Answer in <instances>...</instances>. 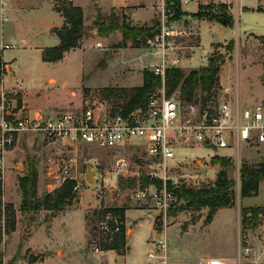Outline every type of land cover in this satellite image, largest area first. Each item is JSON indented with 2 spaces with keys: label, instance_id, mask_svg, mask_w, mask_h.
Masks as SVG:
<instances>
[{
  "label": "rangeland",
  "instance_id": "1",
  "mask_svg": "<svg viewBox=\"0 0 264 264\" xmlns=\"http://www.w3.org/2000/svg\"><path fill=\"white\" fill-rule=\"evenodd\" d=\"M114 1L81 2L86 14L81 8L84 34L80 46L72 51L75 53L70 51L71 55L56 66L43 62L36 55L34 45L44 41L43 29L60 18L57 8L66 1L54 0L52 5V0H14L11 1V6L7 4L6 8L12 9L7 21L0 20V41L1 35H4V41L14 46H0V59L3 62L0 66V97L5 93L7 101L20 109L27 96L29 104L27 101L24 103V110L31 112L32 108L37 109L34 112H44L45 108H50L51 116L81 110L93 105L95 101H103L110 106L120 104L113 97H108L107 100L103 98L104 90L140 87L143 83V71L146 66L151 67L152 60L143 47L132 48L131 45L129 52L113 55V51L119 49L122 34L115 32L111 39H104L105 35L99 34L96 20L100 17L109 22V16L114 15L120 18V22L151 27L161 25L162 13L157 9L154 17L142 22L133 18L129 9H112L106 13H100L99 10L97 13L96 7L95 10L88 9V4L98 2L104 11ZM215 1L217 0H201L196 13L182 11L184 15L177 21L180 27L182 25L187 31L199 34L183 40V45L188 46L187 56L192 57L183 70L188 72L207 66L209 60L221 56V67L224 65L221 82L226 91L232 88L233 100L238 98L243 107L264 104V100L261 101L264 98V0L242 1L241 6L247 9L239 11L237 21L229 11L228 16L233 23L230 27L217 22L208 23L211 21L205 17L210 15L207 9L219 4L220 11L221 6H224ZM68 3L78 7L74 1ZM230 6L233 8L234 4L231 2ZM168 8L174 14L169 3ZM184 9L194 12L196 5L191 4ZM201 21L207 22H203L199 30L198 24ZM64 24L65 20L62 26L54 24L52 32L56 34ZM230 41L235 44L232 48ZM190 46L201 47L192 50ZM48 48H43L42 54ZM3 50V57L11 67L4 64ZM51 80L56 83L52 84ZM219 91L229 98L222 88L217 91L216 96ZM197 100L192 104L199 105L200 101ZM222 100L223 98L216 97L214 101ZM192 104L183 102L186 112H189ZM220 153L234 156L233 149ZM183 154L179 174L198 175L200 180L199 184L190 185L189 188H209L216 183L219 172L223 169L214 159L225 157L201 148L183 151ZM142 156L135 149L82 147L77 157V167L72 170L73 177L77 178L76 182H72L81 183L79 192H74L77 197L60 211L48 210L43 204L38 208L26 207L23 204L24 193L20 180L26 176L30 167L34 165L37 170L35 198L51 203L69 182L60 186L57 181L61 166L71 157V151L63 143L45 144L34 135H23L15 149L6 155L4 178L0 180L2 264H28L27 259L31 253L43 254L34 264H148L147 254L151 245H146V240L149 239L148 242L151 243L161 230H165L168 237L170 264H207L213 258L225 259L227 264H249L252 259L257 260L258 264H264V215L260 217L261 225L257 229L246 230L242 224L244 218L252 216L249 212L244 215V208L264 209V181L260 183L256 196L242 198L240 176L236 165L232 163V168L226 171L236 182L233 204L219 210L212 223H206L208 209L205 208L195 215L187 209L171 215L181 206L179 198L177 200L180 205L171 209L165 219L157 218L153 201L148 198L143 201L138 199L134 183L129 185V180L112 176L117 159H126L131 167L139 168ZM240 156V168L243 165L257 167L264 159V146L251 148L241 145ZM195 157L203 158L200 161L204 164L202 167L196 163ZM90 162H94L97 173L103 174L98 180L101 188L95 185V174L94 178L90 177L89 182L86 181ZM103 178L107 180L103 181ZM116 209L126 211L123 223L126 228V247L123 255H119L122 258H118L115 251H104L105 244L111 242L113 236L101 231L102 223L119 219L111 213V210ZM127 229L132 231L129 240ZM245 248L253 250L251 256L245 257Z\"/></svg>",
  "mask_w": 264,
  "mask_h": 264
},
{
  "label": "built area",
  "instance_id": "2",
  "mask_svg": "<svg viewBox=\"0 0 264 264\" xmlns=\"http://www.w3.org/2000/svg\"><path fill=\"white\" fill-rule=\"evenodd\" d=\"M0 1L2 19L7 21V2ZM178 1L181 6L199 2ZM242 1L244 0H233V8L231 3H224L228 6L227 14L232 12L236 21L239 11L243 10ZM218 7L219 4H215L212 11H219ZM161 13L160 32L147 39L143 49L147 50L146 55L152 60L151 67L146 66V69L160 77L163 86L149 97L145 108L125 115L103 101H95L93 105L77 111L53 116L42 112L30 115L23 108L10 104L5 93L0 97V180L4 178L6 155L15 149L23 135H34L45 144L63 143L68 146L71 157L61 166L57 181L60 186L68 181L76 182L77 178L73 177L72 170L77 167V157L82 147L140 151L143 156L139 168H133L129 161L119 158L112 176L126 181L134 180L138 199H151L157 218L165 219L171 209L180 205L175 190L183 185L191 187L190 185L200 183L198 175L179 174L183 151L197 148L211 150L234 163L240 176V146H264V104L243 107L238 98L234 101L232 97L228 95L227 98L219 91L216 97L223 98L222 101H210L204 108L201 102L196 106L192 104L189 112H186L179 91L168 96L164 81L167 69H183L181 60L184 53L178 46L182 33L170 24L172 14L167 2L163 4ZM232 149L233 157L220 153ZM201 160L202 157H195L196 163L202 167L204 164ZM94 174L95 185L101 188V183L98 182L103 174L96 171ZM145 179L148 181L145 182ZM106 180L103 178V181ZM80 188L81 183H76L74 192H79ZM110 223H113L114 229L109 226ZM110 223H102L101 231L105 235L116 234L122 227L118 218L112 219ZM252 252L251 248H245L243 253L248 257ZM249 261V264H258L255 259ZM147 262L170 264L169 242L165 230L158 231L151 241ZM207 264L226 263L213 258Z\"/></svg>",
  "mask_w": 264,
  "mask_h": 264
},
{
  "label": "trees",
  "instance_id": "3",
  "mask_svg": "<svg viewBox=\"0 0 264 264\" xmlns=\"http://www.w3.org/2000/svg\"><path fill=\"white\" fill-rule=\"evenodd\" d=\"M167 1L174 10V14H172L169 20L178 21L184 15L181 10L180 2L178 0ZM213 8L212 6L207 9L210 13V15L205 16L208 21L217 22L225 27H230L231 24H233L231 22V17L227 14L226 5L221 6L219 13L213 12L212 14L211 11ZM57 12L64 18L65 24L60 30L56 31V35L60 39V44L43 51L42 60L46 63H57L62 61L66 53L79 48L80 41L84 34L83 12L81 8L74 7L66 1L64 5L57 8ZM108 20L109 22L105 19L101 20L100 17L96 20V24L99 27V34L109 36L112 33L121 32L122 41L119 44V49L126 48L128 44H130L132 48H141L146 40L157 35L161 28L160 24L148 27L131 25L125 21L120 22V18L114 15H110ZM229 45L230 48H232L235 45L234 41H230ZM222 59L221 56L214 57L209 60L207 66L192 69L188 72L180 68L167 69L164 80L167 95L171 96L176 91H179L182 102L192 104L199 99L204 108L210 101L215 100L217 91L221 88L219 75L223 62ZM1 65H3V62L0 59V66ZM162 86V79L145 69L143 71V83L140 87L133 89L106 88L103 98L107 100L109 99L108 97H113L119 101L120 104H112V107L128 115L137 109L145 108L149 97ZM214 162L219 163L223 169L219 172L216 183L209 188L196 190L183 185L175 190L176 195L182 202H180V208L173 211L171 215L185 209L196 213L205 208L208 209L206 223L210 224L219 210L228 208L233 204L236 182L228 176L226 171L232 168L233 165L229 160L220 157H216ZM36 175L37 170L35 166L32 165L26 176L20 180L24 193V206L38 208L40 204H43L48 210L60 211L77 197L73 191L75 183L69 181L61 188L51 203L48 200H46L47 203H44L36 199ZM147 181L148 180L145 179V182ZM262 181H264V159L257 167L243 165L240 171L241 197L256 196ZM133 183L134 180H129V185ZM125 212L124 209L111 210L114 217H119L121 220L122 227L118 233L111 234V236H113L111 239L112 241L105 244L104 251H115L118 255H123L126 247V228L125 225H123L125 222ZM247 212L251 213L252 216L249 219H243L242 224L245 229L254 230L259 228L261 225L260 217L264 215V209L244 208V215ZM110 226L112 229L115 228L113 223H110ZM0 264H2L1 260Z\"/></svg>",
  "mask_w": 264,
  "mask_h": 264
},
{
  "label": "crops",
  "instance_id": "4",
  "mask_svg": "<svg viewBox=\"0 0 264 264\" xmlns=\"http://www.w3.org/2000/svg\"><path fill=\"white\" fill-rule=\"evenodd\" d=\"M6 2H7V4H10V6H11V4H12V2L14 1V0H5ZM12 1V2H11ZM83 0H74V3L76 4V6H78V7H80V8H82V4H81V2H82ZM214 1V0H213ZM259 1V0H258ZM53 2H54V0H52V2H51V4L53 5ZM231 3V2H233V0H227V1H221V0H217V1H215V3ZM0 3H1V1H0ZM166 3V0H115L114 1V3H113V5H111L110 6V8H108L107 10H104V11H102V9L100 8V4L98 3V2H94V3H90V5L88 4V9H94L95 10V7H96V9H97V13H98V10H99V12L101 13H106V12H110V10H112V9H114V10H118V9H129L130 11H132V17L134 18H136V19H139V20H141L142 22H147V21H149L150 20V18H151V16L152 17H154V12H156V10L157 9H159L160 11H161V9H162V6H163V4H165ZM200 3H201V0H199V2L198 3H191V4H194V5H196V11H194V12H189V11H187V10H185L184 8L186 7V6H189V5H191V4H189V5H182L181 6V10L183 11V12H185V13H196L198 10H199V6H200ZM109 6V5H108ZM1 4H0V14H1V21L3 20L2 19V10H1ZM11 7L8 9V12H7V14H6V16H8V19L10 18V12H11ZM244 9H247V7H245V6H243V10ZM260 9V10H259ZM82 10H83V8H82ZM252 10H255V8L254 9H252ZM258 10L259 11H261V8L260 7H258ZM90 11V10H89ZM83 12H84V14H86L85 13V11L83 10ZM60 14V13H59ZM187 21V20H186ZM203 22H207V21H201L199 24H198V27H199V30H200V26H201V24L203 23ZM63 23H64V19L62 18V16H61V14H60V18L56 21V22H53V23H49L48 25H46L45 26V28L43 29V31H42V35L44 36V41L41 43V44H37V45H34V50H35V52H36V55H38L39 56V58L41 57V59H42V50H43V48H48V47H56V46H58L59 44H60V39L58 38V36L55 34V33H53L52 32V26L55 24V25H58V26H62L63 25ZM208 23H210V24H214L213 22H208ZM170 24L172 25V26H174L178 31H180L181 33H182V36L178 39V46H179V48H182V50H183V53H184V56L182 57V60H181V64H182V67H183V69L185 68L184 67V65L186 66L187 64H189L190 62H191V60H192V57H188L187 56V52H186V50H187V47L188 46H184L183 45V40H184V38H188L189 36H191V35H199V34H197L196 32V34L194 33V32H191V31H187L185 28H184V26H182L181 25V27L179 26V24H178V22L176 21V22H170ZM137 25H140L139 23H137ZM178 26V27H177ZM114 33H112V34H110L109 36H104L103 38L104 39H111L112 38V35H113ZM200 35H201V33H200ZM1 41H0V46L1 47H4V46H12V45H10L9 43H7V42H5L4 41V38H5V36L4 35H1ZM110 37V38H109ZM121 39H122V35H121ZM218 43V42H217ZM216 43V44H217ZM222 44V43H221ZM224 44H225V42H224ZM212 45H214V43L213 44H211V46ZM129 46H130V44H128V46L126 47V48H122V49H118V50H115V51H113V55H115V56H119V55H121V54H125V53H127V52H129L130 51V49H129ZM201 47V46H200ZM200 47H197V46H190L189 48H191L192 50H197V49H199ZM131 48V47H130ZM212 48V47H211ZM77 50V49H76ZM135 50H137V49H133V51H135ZM4 51L5 50H3V53H2V59H3V61H4V63H6V64H8L7 65V67H11V65H9V63L8 62H6L5 61V59H4V57H3V54H4ZM114 52H116V53H114ZM71 53H75V52H72L71 51ZM71 53H66V55H65V57L64 58H66V57H69L70 55H71ZM76 53H77V51H76ZM193 54V53H192ZM43 61V60H42ZM63 61V60H62ZM61 62V61H60ZM60 62H58V63H46V64H49V65H52V66H56V65H58ZM208 65V64H207ZM224 66V65H223ZM223 66L221 67V70H222V68H223ZM264 71V70H263ZM219 77H220V86H221V88H222V90H224L226 93H227V95H229L230 97H231V95H232V88L230 87L229 89H228V91H226L225 90V88L223 87V85H222V82H221V71H220V75H219ZM51 83L52 84H55L56 82L54 81V80H51ZM234 93V92H233ZM27 96H26V98H24V100H23V103H22V107L23 108H26L25 107V104L24 103H26V101H27V103H28V100H27ZM262 100H264V98L263 99H261V101ZM29 104V103H28ZM29 106V105H28ZM31 112H28V110L26 109V111L30 114V115H35V114H37V113H40V112H42V113H44V114H46V115H50V108H48V109H44L45 111L43 112V111H37V112H34V111H36L37 109H32L31 108ZM33 113V114H32ZM132 233V231L131 230H129V229H127V237H128V239L127 240H129V238H130V234ZM147 242H146V245H148V246H150L151 245V243L150 242H148L149 241V239L148 240H146ZM130 247H131V245H130ZM150 250V249H149ZM109 253H112V251L111 252H109ZM117 257L118 258H122L121 256H119L118 254H117ZM222 261H224L225 263H226V261H225V259H221ZM227 264V263H226Z\"/></svg>",
  "mask_w": 264,
  "mask_h": 264
},
{
  "label": "water",
  "instance_id": "5",
  "mask_svg": "<svg viewBox=\"0 0 264 264\" xmlns=\"http://www.w3.org/2000/svg\"><path fill=\"white\" fill-rule=\"evenodd\" d=\"M116 53V52H114ZM89 167H90V170L86 176V181L89 182V179L90 177H93L94 178V168H95V164L94 162H90L89 164ZM196 213L193 212V215H195ZM42 253H31L29 256H28V259H27V263L28 264H34L36 262H38L41 258H42Z\"/></svg>",
  "mask_w": 264,
  "mask_h": 264
}]
</instances>
